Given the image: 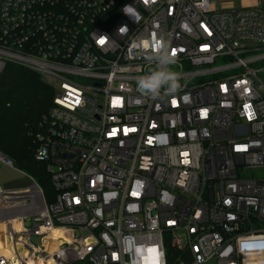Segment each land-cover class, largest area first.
I'll return each mask as SVG.
<instances>
[{"label": "built area", "instance_id": "2783aa9c", "mask_svg": "<svg viewBox=\"0 0 264 264\" xmlns=\"http://www.w3.org/2000/svg\"><path fill=\"white\" fill-rule=\"evenodd\" d=\"M218 1L0 0V77L54 89L33 141L55 190L0 186V264H264V0ZM153 33L174 96L137 90Z\"/></svg>", "mask_w": 264, "mask_h": 264}, {"label": "trees", "instance_id": "16d2710c", "mask_svg": "<svg viewBox=\"0 0 264 264\" xmlns=\"http://www.w3.org/2000/svg\"><path fill=\"white\" fill-rule=\"evenodd\" d=\"M53 96L52 86L26 67L7 64L0 77V151L16 168L28 172L45 195V188L52 185L45 165L34 158L33 132ZM168 251L174 252L170 244Z\"/></svg>", "mask_w": 264, "mask_h": 264}, {"label": "clouds", "instance_id": "9594fccd", "mask_svg": "<svg viewBox=\"0 0 264 264\" xmlns=\"http://www.w3.org/2000/svg\"><path fill=\"white\" fill-rule=\"evenodd\" d=\"M126 32L127 27H122ZM132 47L139 49L149 63H155L156 69L137 79V90L153 98H162V95L174 96L181 91L180 74L172 69L176 64V57L171 50L169 41L157 37L155 33L150 39L133 40Z\"/></svg>", "mask_w": 264, "mask_h": 264}, {"label": "rangeland", "instance_id": "374dc122", "mask_svg": "<svg viewBox=\"0 0 264 264\" xmlns=\"http://www.w3.org/2000/svg\"><path fill=\"white\" fill-rule=\"evenodd\" d=\"M258 0H219L216 3L217 7H224V6H242V5H252L257 3ZM2 165H6L5 163H0ZM9 169L2 168L0 169V186L2 188H15L16 184H21L24 186H30L33 182L32 180L25 174H21L16 169H13L11 166L8 167ZM34 172V171H33ZM28 173V172H26ZM30 176V175H29ZM32 177V176H30ZM33 178V177H32ZM52 185V183H51ZM54 187L48 186V188H45L46 195L45 198L48 201V199L54 198ZM47 196V197H46Z\"/></svg>", "mask_w": 264, "mask_h": 264}, {"label": "crops", "instance_id": "0c3cea01", "mask_svg": "<svg viewBox=\"0 0 264 264\" xmlns=\"http://www.w3.org/2000/svg\"><path fill=\"white\" fill-rule=\"evenodd\" d=\"M8 167H10V165H2V164H0V169H2V168H6V169H9ZM13 169H16L18 172H20L21 174H25V175H27L30 179H31V177L28 175V174H26L25 172H23V171H21L20 169H18V168H16L15 166H11ZM32 180V179H31ZM32 182H33V180H32ZM23 187H26V186H24V185H21V184H16V187L15 188H11V189H18V188H23Z\"/></svg>", "mask_w": 264, "mask_h": 264}, {"label": "bare ground", "instance_id": "6f19581e", "mask_svg": "<svg viewBox=\"0 0 264 264\" xmlns=\"http://www.w3.org/2000/svg\"><path fill=\"white\" fill-rule=\"evenodd\" d=\"M0 230H1V228L3 227L2 226V224H0ZM0 246H3V235L2 234H0Z\"/></svg>", "mask_w": 264, "mask_h": 264}, {"label": "water", "instance_id": "95a60500", "mask_svg": "<svg viewBox=\"0 0 264 264\" xmlns=\"http://www.w3.org/2000/svg\"><path fill=\"white\" fill-rule=\"evenodd\" d=\"M27 223H29V221H27ZM34 240H35L36 242H39V238H34Z\"/></svg>", "mask_w": 264, "mask_h": 264}, {"label": "snow or ice", "instance_id": "6c2138e0", "mask_svg": "<svg viewBox=\"0 0 264 264\" xmlns=\"http://www.w3.org/2000/svg\"><path fill=\"white\" fill-rule=\"evenodd\" d=\"M100 42H101V43H103L104 41H103V40H101ZM173 54H175V50H173ZM174 103H175V102H174Z\"/></svg>", "mask_w": 264, "mask_h": 264}]
</instances>
